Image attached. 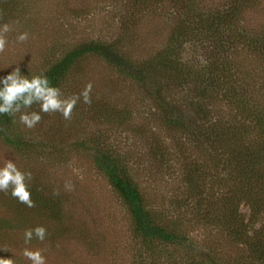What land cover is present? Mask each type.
I'll return each instance as SVG.
<instances>
[{"label":"trees","instance_id":"obj_1","mask_svg":"<svg viewBox=\"0 0 264 264\" xmlns=\"http://www.w3.org/2000/svg\"><path fill=\"white\" fill-rule=\"evenodd\" d=\"M219 1L124 0L122 35L79 39L46 68L25 75L46 76L60 88L79 61L95 55L152 99L166 140H145L144 157L167 163V147L173 149L184 187L174 214L156 207L141 185L136 138L125 154L104 133L72 145L90 152L127 211L137 246L134 264H264V27L249 25L245 13L260 0ZM162 10L172 20L166 44L147 58H131L123 46L130 25ZM245 57L255 58L261 69L250 70ZM18 115L0 114V139L20 155L55 160L52 144L30 137ZM28 187L31 208L11 189L0 191V233L14 237L35 229L31 211L62 220L59 197L36 184ZM10 254L0 250V257L22 264Z\"/></svg>","mask_w":264,"mask_h":264},{"label":"rangeland","instance_id":"obj_2","mask_svg":"<svg viewBox=\"0 0 264 264\" xmlns=\"http://www.w3.org/2000/svg\"><path fill=\"white\" fill-rule=\"evenodd\" d=\"M4 1L9 2L2 9ZM123 2L0 0V25L9 23L13 28L7 33L5 51L0 53V80L16 68H20L21 75L43 70L67 45L79 39L111 40L122 35L126 11ZM245 13L249 25L264 27V0ZM171 28L172 20L166 11L144 13L125 33L124 49L133 59L147 58L166 44ZM21 32L29 34L26 42L16 39ZM244 65L250 70L261 69L253 57H245ZM89 82L93 85L91 104H85L81 98L70 120L59 112H40V105L34 104L27 111L39 112L41 121L33 128L19 122L30 137L52 144L55 160L20 155L0 139V167L6 160H12L20 170L32 173L27 183L39 185L47 194L63 201L59 222L31 211V223L47 230L43 241L34 238L25 245L22 231H17L14 237L12 233H0V250L8 255L16 253L22 264H31L22 255L25 247L42 250L46 264H134L137 246L132 239L128 213L108 179L95 166L90 152L74 149L72 145L77 140L104 133L125 154L132 149V138H136V151L142 154L136 172L153 204L174 214V200L184 195L182 171L178 160L172 159L170 146L167 163L144 157L145 140H166L152 99L136 82L95 55L79 61L59 89L64 97H69L79 94Z\"/></svg>","mask_w":264,"mask_h":264},{"label":"clouds","instance_id":"obj_3","mask_svg":"<svg viewBox=\"0 0 264 264\" xmlns=\"http://www.w3.org/2000/svg\"><path fill=\"white\" fill-rule=\"evenodd\" d=\"M13 30L12 25L4 23L0 25V53L6 49L8 40L7 33ZM23 43L29 39L27 32H21L16 38ZM0 114L17 116L19 122L27 128L35 127L42 119L39 112H29L33 104L40 105V112L52 114L59 112L65 120H70L73 109L81 100L85 104H91V92L93 85L89 82L83 90L73 96L64 97L58 87L52 86L49 79L43 75H35L29 78L21 75L20 68L0 80ZM32 179L31 172L20 170L12 160H6L3 167H0V191L8 193L11 189L12 197L18 199L28 207H35L31 198V191L27 181ZM58 194V193H56ZM47 230L43 226L35 229H26L24 232L25 245H29L35 238L43 241L46 238ZM5 251L9 249L4 248ZM22 255L31 261V264H46V258L40 249L25 247ZM0 264H14L12 258L0 257Z\"/></svg>","mask_w":264,"mask_h":264}]
</instances>
